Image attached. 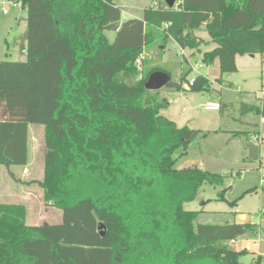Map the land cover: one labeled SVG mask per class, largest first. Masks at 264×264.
I'll return each mask as SVG.
<instances>
[{
  "label": "trees",
  "instance_id": "1",
  "mask_svg": "<svg viewBox=\"0 0 264 264\" xmlns=\"http://www.w3.org/2000/svg\"><path fill=\"white\" fill-rule=\"evenodd\" d=\"M16 2L27 12L25 60L0 61V166H25L28 126H42L43 177L26 184L62 217L27 225L23 204L0 203V264H240L249 252L230 243L256 226L196 224L199 212L184 209L223 177L196 165L175 169L202 132L160 115L166 99L144 84L169 72L137 62L172 39L205 66L217 60L221 74L236 71L237 56L258 55L264 65V0H176L122 23L114 0ZM203 27L214 45L204 52L196 36ZM188 73L167 87L210 91L206 77L188 81ZM249 112L264 115V102L243 105Z\"/></svg>",
  "mask_w": 264,
  "mask_h": 264
},
{
  "label": "rangeland",
  "instance_id": "2",
  "mask_svg": "<svg viewBox=\"0 0 264 264\" xmlns=\"http://www.w3.org/2000/svg\"><path fill=\"white\" fill-rule=\"evenodd\" d=\"M6 1L0 0V61H24L21 44L23 37H26L27 12L19 3V7L3 6ZM114 3L121 11L120 23L127 19H142L145 9L166 5L165 0H114ZM3 8L7 9L6 14L2 12ZM105 35L109 41L114 40V32H106ZM196 35L205 41L200 47L203 52L213 48L204 27ZM161 42L158 40L143 52L140 59L146 63L144 66L137 63L140 70L163 68L169 72L173 83L179 82L182 73L189 72L188 81L201 75L211 83L210 91L204 93L176 92L167 86L156 93L158 99L164 98L168 104L160 115L179 127L187 126L202 132L189 144L187 154L177 159L175 169L196 165L223 177L222 186L203 185L195 199L184 204V209L199 212L196 224L255 225V233H247L232 244L236 250L249 252L239 257V263L251 264L256 254L264 256V123L261 122L264 115L254 112L242 114L241 108L243 105L260 106L264 65L258 55L237 56L236 71L221 74L217 60L205 66L199 53L181 49L172 39L167 40L165 45ZM208 102L218 103L221 109L206 110ZM246 135L249 137L246 138ZM250 144L257 147L255 161L248 156ZM42 149V143L36 145L35 155L40 161L38 164L32 163L34 168H30L32 172L34 170L35 180L43 177ZM14 170L21 177L20 171ZM26 183L24 178L15 181L4 167H0V203L23 204L26 207L27 225L60 223L61 212L44 202L42 191L36 184L29 188ZM28 189L32 190V196L27 202L22 200V196ZM220 194L223 195L222 199ZM233 201H236V205L231 206Z\"/></svg>",
  "mask_w": 264,
  "mask_h": 264
},
{
  "label": "crops",
  "instance_id": "3",
  "mask_svg": "<svg viewBox=\"0 0 264 264\" xmlns=\"http://www.w3.org/2000/svg\"><path fill=\"white\" fill-rule=\"evenodd\" d=\"M14 2H16V1H14ZM25 39L26 38L23 37V41H22V44H21V56H24V58H25V45H26V40ZM204 43H205V41H204ZM213 48H214V45H213ZM253 56H256V55H253ZM260 106H261V104H260ZM224 107H226V106H224ZM40 143H42V145H43L41 157H43V159H44V151H45V149H44V141H43V127L40 126V125H29L28 126V160H27V164L25 166H11L9 169L5 168L4 166H0V167H4L6 169L7 174H9L10 176H13L17 180H22L23 178L25 180H27V182L35 180V178H33L34 170L32 172L30 170V168H31V166L33 167V164H38L39 161H40V159H38V158L36 159V155H35V147H36V145H38ZM14 169L20 171L21 177L16 175ZM42 171H43V169H42ZM27 186L29 188L32 187V185H27ZM31 196H32V190L30 191V189H28L26 194H24L22 196V200H25V201L28 202V200L31 198ZM5 204H7V203H5ZM13 204H20V203H13ZM234 242H236V241H234ZM234 242H231L230 245L232 246V244ZM256 255H259V254H256Z\"/></svg>",
  "mask_w": 264,
  "mask_h": 264
},
{
  "label": "water",
  "instance_id": "4",
  "mask_svg": "<svg viewBox=\"0 0 264 264\" xmlns=\"http://www.w3.org/2000/svg\"><path fill=\"white\" fill-rule=\"evenodd\" d=\"M176 0H165V3L168 8H172L175 4ZM253 57V55H250ZM171 82L170 75L167 72L164 71H155L151 73L147 79V81L144 84V88L147 91L155 92L160 90L163 87H166ZM248 156L251 160H257V147L253 144L249 145L248 148ZM98 230L100 231V235H105V230L103 224H100L98 227Z\"/></svg>",
  "mask_w": 264,
  "mask_h": 264
},
{
  "label": "built area",
  "instance_id": "5",
  "mask_svg": "<svg viewBox=\"0 0 264 264\" xmlns=\"http://www.w3.org/2000/svg\"><path fill=\"white\" fill-rule=\"evenodd\" d=\"M3 6H6V7H19L18 4L14 1H11V0H8L6 2H3ZM2 12L4 14L7 13V9L6 8H3L2 9ZM139 63V61L137 62ZM260 99H261V106H262V103L264 102V89H262L260 92ZM220 105L218 103H215V102H208L206 103L205 105V109L208 110V111H219L220 110ZM261 122L264 123V118L261 119ZM253 137V136H252ZM257 140H259L258 138H256ZM262 141V140H261ZM264 234V233H263Z\"/></svg>",
  "mask_w": 264,
  "mask_h": 264
}]
</instances>
